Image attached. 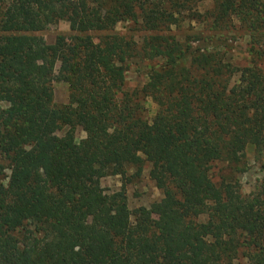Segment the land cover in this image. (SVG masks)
<instances>
[{"label": "trees", "instance_id": "obj_1", "mask_svg": "<svg viewBox=\"0 0 264 264\" xmlns=\"http://www.w3.org/2000/svg\"><path fill=\"white\" fill-rule=\"evenodd\" d=\"M199 1L0 0V264H233L240 250L264 264V180L243 194L211 175L245 172L249 148L264 169V0ZM187 19L198 28L172 31ZM61 21L70 34L38 43ZM124 22L148 34L115 32ZM235 29L249 36L245 65ZM135 60L146 81L132 88ZM147 163L163 197L132 210L125 185ZM111 175L120 190L102 186Z\"/></svg>", "mask_w": 264, "mask_h": 264}, {"label": "rangeland", "instance_id": "obj_2", "mask_svg": "<svg viewBox=\"0 0 264 264\" xmlns=\"http://www.w3.org/2000/svg\"><path fill=\"white\" fill-rule=\"evenodd\" d=\"M212 7V2L210 0H200L193 5V10H198L201 12L206 11V9ZM181 29H173L174 33L179 34L181 30L187 32H193V29L198 28V23L190 20H186L182 25ZM193 28V29H192ZM194 29V30H195ZM115 32L127 35L128 37H133L137 40H141L148 32L142 30L138 25L133 22H124L117 25ZM179 32V33H178ZM229 37H235L232 39V43L235 49L232 50L231 55L236 62L241 65L247 64L249 61L248 40L249 36L243 29H235L225 31ZM59 33L70 34V25L67 21H61L57 25H52L46 30L37 33L38 43H52L55 41L56 36ZM100 35V33H93L95 39ZM264 67V60L260 62ZM147 64L139 63V61H133L132 67L127 74V86L128 87H140L146 81V66ZM53 87L55 91V101L57 103L68 102V84L64 81L63 77L60 76V64L56 67L55 79L53 81ZM1 105H6V103L1 102ZM144 104L148 108V117L151 120L156 111L158 110V103L153 100L151 96H147L144 99ZM67 128H63L53 135L55 137L63 136ZM86 136V132L82 127H77L76 129V140L80 141ZM145 156V154H142ZM256 154L252 148H249L245 155L242 156L241 165L246 168L245 172H232V169L228 168L225 163H216L211 170V175L216 182H221L223 179H234L240 182L241 191L243 194H248L256 188L258 183L264 180V169L261 167V163L256 160ZM133 171V170H131ZM150 164L147 163L144 168V172L140 179L128 182L125 185L126 193L128 196L129 207L134 210L139 206H150L151 203L157 201L163 197V192L159 189L155 182L150 178L149 175ZM124 179L120 175L106 176L101 179V184L107 192H113L120 190L124 184ZM207 215L205 212H201L198 217V223L202 224L205 222ZM86 222L90 221V218L85 219ZM233 264H250L248 259L241 253L237 251L233 254Z\"/></svg>", "mask_w": 264, "mask_h": 264}]
</instances>
